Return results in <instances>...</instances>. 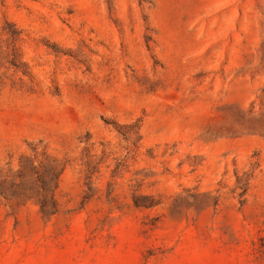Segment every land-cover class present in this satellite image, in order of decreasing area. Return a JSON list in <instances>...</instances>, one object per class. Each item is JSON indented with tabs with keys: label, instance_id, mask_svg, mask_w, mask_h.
Returning a JSON list of instances; mask_svg holds the SVG:
<instances>
[{
	"label": "rangeland",
	"instance_id": "374dc122",
	"mask_svg": "<svg viewBox=\"0 0 264 264\" xmlns=\"http://www.w3.org/2000/svg\"><path fill=\"white\" fill-rule=\"evenodd\" d=\"M0 264H264V0H0Z\"/></svg>",
	"mask_w": 264,
	"mask_h": 264
},
{
	"label": "trees",
	"instance_id": "16d2710c",
	"mask_svg": "<svg viewBox=\"0 0 264 264\" xmlns=\"http://www.w3.org/2000/svg\"><path fill=\"white\" fill-rule=\"evenodd\" d=\"M41 208H42V210H44V209H45V206H44V204H42V205H41Z\"/></svg>",
	"mask_w": 264,
	"mask_h": 264
}]
</instances>
